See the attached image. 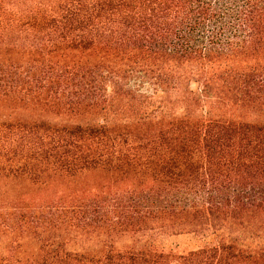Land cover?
I'll return each instance as SVG.
<instances>
[{
  "label": "trees",
  "instance_id": "trees-1",
  "mask_svg": "<svg viewBox=\"0 0 264 264\" xmlns=\"http://www.w3.org/2000/svg\"><path fill=\"white\" fill-rule=\"evenodd\" d=\"M1 102L67 120L0 122V264H264V123L235 119L264 110V0H0ZM84 173L107 183L9 197ZM76 232L204 243L89 255Z\"/></svg>",
  "mask_w": 264,
  "mask_h": 264
},
{
  "label": "rangeland",
  "instance_id": "rangeland-1",
  "mask_svg": "<svg viewBox=\"0 0 264 264\" xmlns=\"http://www.w3.org/2000/svg\"><path fill=\"white\" fill-rule=\"evenodd\" d=\"M236 120L240 122L248 123H264V110L250 111V112H240L235 116ZM67 118L65 116H55L48 113L30 112L28 110L20 109L9 102L0 103V122H27V121H44L49 125L61 126L66 123ZM107 183V179L104 174L99 173H84L79 179H77L74 184L70 183H59L55 182L53 185L48 186L45 189L38 188L36 186H31L30 184L24 185L19 188L17 192V187H14L12 192L9 194L12 201L16 200L18 202H23L26 206H32L31 208H36L40 202H46L49 200H54L64 194H69L70 192L78 188H91L94 186H101ZM38 188V189H37ZM70 193V194H71ZM19 194H22L18 197ZM62 197V196H61ZM36 205V206H34ZM150 235V234H148ZM70 236V235H69ZM140 237V236H138ZM156 237V238H155ZM0 256L3 255L1 251L2 248L8 246H13L10 239L0 238ZM18 241L20 251L26 252H36L40 246L39 238H34L31 236H23L22 239ZM207 242H210L209 240ZM204 241L200 238H196L192 235H169L160 234L158 236H153L147 238L144 236L137 240V237L131 238L129 235H118L111 237L100 236L97 238H92L88 235H83L78 232L71 234L70 242L67 248L73 252L85 253L89 255H99L100 252L111 248L113 250H124L128 247L140 248L142 245L152 246L158 250L173 251L175 253L187 252L192 250L197 246H200ZM21 253L17 254V257H22Z\"/></svg>",
  "mask_w": 264,
  "mask_h": 264
}]
</instances>
